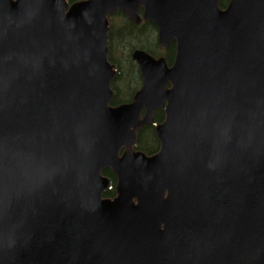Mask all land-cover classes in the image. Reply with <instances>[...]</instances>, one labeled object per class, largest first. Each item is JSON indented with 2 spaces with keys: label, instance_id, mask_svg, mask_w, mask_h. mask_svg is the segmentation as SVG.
<instances>
[{
  "label": "water",
  "instance_id": "water-1",
  "mask_svg": "<svg viewBox=\"0 0 264 264\" xmlns=\"http://www.w3.org/2000/svg\"><path fill=\"white\" fill-rule=\"evenodd\" d=\"M139 7L175 58L135 49L112 106L107 17ZM0 264H264V0H0Z\"/></svg>",
  "mask_w": 264,
  "mask_h": 264
},
{
  "label": "trees",
  "instance_id": "trees-1",
  "mask_svg": "<svg viewBox=\"0 0 264 264\" xmlns=\"http://www.w3.org/2000/svg\"><path fill=\"white\" fill-rule=\"evenodd\" d=\"M228 2L229 0H219V6L225 8ZM107 35V58L115 69L110 84L113 92L110 104L113 106L130 102L135 92L141 87L142 76L131 56L135 49H142L154 57L163 56L169 66L174 61L175 42H171L166 49H162L157 40V28L150 22L135 24L118 12L115 17L109 18ZM163 119V110L157 109L154 113V123H159ZM134 148L146 155L157 152L159 141L153 124L145 125L138 130ZM102 173L109 179V185L102 196L112 198L115 195L116 177L109 168L103 169Z\"/></svg>",
  "mask_w": 264,
  "mask_h": 264
},
{
  "label": "flooded vegetation",
  "instance_id": "flooded-vegetation-1",
  "mask_svg": "<svg viewBox=\"0 0 264 264\" xmlns=\"http://www.w3.org/2000/svg\"><path fill=\"white\" fill-rule=\"evenodd\" d=\"M66 1V3H67V5L68 6H70V5H72V4H74V3H76V2H81V1H84V0H65ZM121 13L126 19H128V20H130L127 16H125L119 9L118 10H116V12L114 13V14H112V15H109L108 16V21H109V18H113V17H115L116 16V14L117 13ZM138 15H139V17H140V21L139 22H134V21H131L130 20V22H133V23H135V24H139L140 22H150V21H147V20H144L143 19V8L142 7H139V9H138ZM150 23H152V22H150ZM152 24H154V23H152ZM155 26H156V24H154ZM156 28H157V26H156ZM157 36H158V28H157ZM108 37V36H107ZM159 43V42H158ZM108 49V48H107ZM160 57V56H159ZM113 80V79H112ZM143 81V80H142ZM112 82V81H111ZM141 85H142V83H141ZM134 96V95H133ZM125 103H128V102H125ZM156 111V110H155ZM155 113V112H154ZM164 120V119H163ZM161 122H163V121H161ZM161 122H159V123H161ZM159 123H157V124H159ZM154 125V124H153Z\"/></svg>",
  "mask_w": 264,
  "mask_h": 264
}]
</instances>
